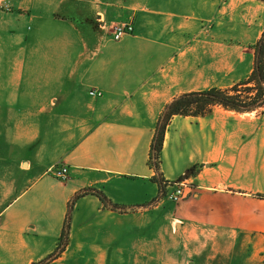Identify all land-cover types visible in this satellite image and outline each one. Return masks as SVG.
<instances>
[{
	"label": "crops",
	"instance_id": "0c3cea01",
	"mask_svg": "<svg viewBox=\"0 0 264 264\" xmlns=\"http://www.w3.org/2000/svg\"><path fill=\"white\" fill-rule=\"evenodd\" d=\"M209 1L0 0V264L49 256L65 220L47 264H264V109L173 116L165 180L200 167L175 202L174 183L156 198L151 180L165 104L231 86L252 65L264 4L199 16ZM121 22L132 31L115 40ZM61 165L66 179L50 170Z\"/></svg>",
	"mask_w": 264,
	"mask_h": 264
},
{
	"label": "trees",
	"instance_id": "16d2710c",
	"mask_svg": "<svg viewBox=\"0 0 264 264\" xmlns=\"http://www.w3.org/2000/svg\"><path fill=\"white\" fill-rule=\"evenodd\" d=\"M264 4V0H255ZM253 54L252 65L248 74L230 87H209L202 90H193L180 93L167 102L161 111L154 128L151 139L148 164L154 170L151 180L158 185L157 197L166 192L167 185L181 181V176L176 181H166L161 170V150L166 127L170 119L175 115L182 116H209L215 107L237 113L262 111L264 109V26L259 37L248 45ZM200 165H193L189 169L190 175H194ZM82 192H89L84 190ZM103 206L117 211H123L124 207L109 200L102 192L95 191ZM264 198V194L260 195ZM155 198V199H156ZM68 222L63 225L60 242L53 253L46 258L32 264H47L65 246L68 240Z\"/></svg>",
	"mask_w": 264,
	"mask_h": 264
},
{
	"label": "built area",
	"instance_id": "2783aa9c",
	"mask_svg": "<svg viewBox=\"0 0 264 264\" xmlns=\"http://www.w3.org/2000/svg\"><path fill=\"white\" fill-rule=\"evenodd\" d=\"M7 7L5 6V8ZM2 9V10H3ZM1 11V10H0ZM132 31V25L127 22H121L119 24L114 25L112 29V35L115 40L120 39L124 34L129 33ZM92 95H99L101 92L98 90H91L89 92ZM52 174L59 178V179H66L67 178V167L65 165H61L60 167H51ZM185 186V180H181L178 182H175L173 184L172 189L166 194L167 198L171 201H178L182 194H183V187Z\"/></svg>",
	"mask_w": 264,
	"mask_h": 264
},
{
	"label": "rangeland",
	"instance_id": "374dc122",
	"mask_svg": "<svg viewBox=\"0 0 264 264\" xmlns=\"http://www.w3.org/2000/svg\"><path fill=\"white\" fill-rule=\"evenodd\" d=\"M97 2V0H94ZM228 0H210L208 5H211L212 6V9H210L209 7L208 8H202L200 7V5L198 6L199 7V10L197 11V14L200 16V14H202L203 16H207L209 17L210 19H217L219 16H220V8L226 4ZM5 6L8 8V4L6 2H1L0 3V10L2 11L3 8H5ZM4 10V9H3ZM0 11V12H1ZM219 18H222V17H219ZM223 19V18H222ZM227 19V18H225ZM110 45V44H108ZM249 48V47H248ZM248 74V73H247ZM241 80V79H240ZM239 81V80H238ZM237 81V82H238ZM236 83V82H235ZM230 87V86H228ZM227 88V87H225ZM188 170V169H187ZM184 180V179H182Z\"/></svg>",
	"mask_w": 264,
	"mask_h": 264
},
{
	"label": "water",
	"instance_id": "95a60500",
	"mask_svg": "<svg viewBox=\"0 0 264 264\" xmlns=\"http://www.w3.org/2000/svg\"><path fill=\"white\" fill-rule=\"evenodd\" d=\"M192 171L190 169L186 170L183 175H182V179H186L188 177V175H190Z\"/></svg>",
	"mask_w": 264,
	"mask_h": 264
}]
</instances>
